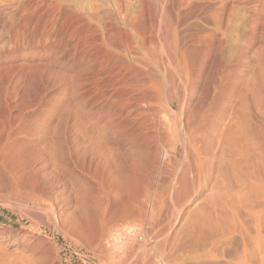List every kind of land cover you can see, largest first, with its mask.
I'll list each match as a JSON object with an SVG mask.
<instances>
[{"label": "bare ground", "instance_id": "6f19581e", "mask_svg": "<svg viewBox=\"0 0 264 264\" xmlns=\"http://www.w3.org/2000/svg\"><path fill=\"white\" fill-rule=\"evenodd\" d=\"M0 201L108 264H264V0H0Z\"/></svg>", "mask_w": 264, "mask_h": 264}, {"label": "rangeland", "instance_id": "374dc122", "mask_svg": "<svg viewBox=\"0 0 264 264\" xmlns=\"http://www.w3.org/2000/svg\"><path fill=\"white\" fill-rule=\"evenodd\" d=\"M226 53L228 54L227 51H224L225 55H227ZM95 193H96L95 191H92L90 194H92V196H95ZM72 208L73 206L70 208L69 207L66 208L65 213H69L70 211H68V209L71 210ZM29 215L26 214L23 211V209L20 208L17 209V207L13 208V206L11 207L10 205L4 203L2 204L0 201V264L2 263L5 264L9 262H12L14 264L15 263L17 264H23V263L24 264H28V263L29 264L30 263L31 264H103V263L108 264L109 263L107 261L101 262L102 259H104L103 261L106 260L107 256L106 254H103L104 251L105 253H107L106 248L105 250L104 249L100 250L102 251L103 254V255L101 254L102 257L104 256L103 258L102 257L100 258L99 257L101 256L100 255L101 252L99 251L100 247H97L96 249L90 247L88 248V246H86L87 243L86 241L88 240L85 237L86 241H84L85 235L83 236L81 234V231L78 230L76 227L73 226L74 228L72 227L73 229H70L71 227L69 226L68 229L67 227L59 226V224L55 223L51 217L49 218L52 221L48 217L46 218L42 217V220H38L41 218L33 215L31 216V214ZM140 220L139 221L137 220L138 223L137 221L133 223L134 228L136 227V229H138V228H143L144 226H145L144 228L149 227V225H145V223L143 224V221L140 222ZM110 223H107L108 228L111 224L113 226V223L111 224ZM140 223L142 224L140 225ZM107 227L104 230L107 232V233L105 232L106 236L103 237L104 239L102 238V242L104 243L108 242L109 240L111 241V239L115 238L114 236L115 232L113 233V231H115L114 228L116 227L111 228L112 230H109ZM165 229L166 228H164V230ZM77 230L79 232H77ZM104 243L102 244L104 245ZM117 248H119L120 250L118 249V251L121 252V248L123 247L117 246ZM147 250L150 249L145 250L146 254H149ZM150 252L153 253V251ZM123 255H124L122 257L123 260H121L122 258H120L119 260L117 259L119 261V262L117 261V263L124 264L127 260L126 263L129 264L131 262V260H129L130 259L129 253L126 252ZM24 260L25 262H23Z\"/></svg>", "mask_w": 264, "mask_h": 264}]
</instances>
